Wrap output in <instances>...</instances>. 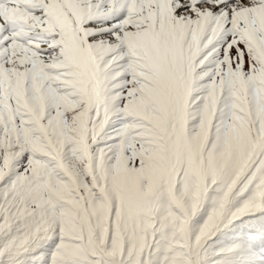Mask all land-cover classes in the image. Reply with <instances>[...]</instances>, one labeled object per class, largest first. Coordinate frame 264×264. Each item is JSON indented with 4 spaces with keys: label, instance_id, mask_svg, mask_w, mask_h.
Segmentation results:
<instances>
[{
    "label": "snow or ice",
    "instance_id": "6c2138e0",
    "mask_svg": "<svg viewBox=\"0 0 264 264\" xmlns=\"http://www.w3.org/2000/svg\"><path fill=\"white\" fill-rule=\"evenodd\" d=\"M0 264H264V0H0Z\"/></svg>",
    "mask_w": 264,
    "mask_h": 264
}]
</instances>
